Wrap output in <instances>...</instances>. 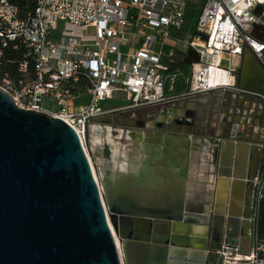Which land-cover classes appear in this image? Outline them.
<instances>
[{"label": "built area", "instance_id": "2783aa9c", "mask_svg": "<svg viewBox=\"0 0 264 264\" xmlns=\"http://www.w3.org/2000/svg\"><path fill=\"white\" fill-rule=\"evenodd\" d=\"M32 1L34 9L22 14L10 0H0V89L20 109L65 121L88 158L95 120L239 90L238 70L246 51L264 68V0ZM189 20L195 33L181 41L184 60L176 62L180 53L165 42ZM60 23L65 29L59 38ZM187 67L190 76L182 82L175 71ZM118 95L130 105L106 107ZM83 97L88 104L78 106ZM255 196L260 208L264 145ZM226 251L217 253L223 264H264L258 236L248 254Z\"/></svg>", "mask_w": 264, "mask_h": 264}, {"label": "water", "instance_id": "95a60500", "mask_svg": "<svg viewBox=\"0 0 264 264\" xmlns=\"http://www.w3.org/2000/svg\"><path fill=\"white\" fill-rule=\"evenodd\" d=\"M252 67L264 80L263 66L246 51L238 88L261 99L264 84L253 86ZM117 116L95 123L112 125ZM226 148L220 176L233 192L245 181L236 172L245 165L235 160V144ZM83 149L65 121L20 109L0 89V264H223L217 253L233 239L230 227L241 224L231 212L218 206L197 222L182 207L123 211L110 186L102 190ZM215 201L226 204L220 194ZM254 232L252 248L257 226Z\"/></svg>", "mask_w": 264, "mask_h": 264}, {"label": "crops", "instance_id": "0c3cea01", "mask_svg": "<svg viewBox=\"0 0 264 264\" xmlns=\"http://www.w3.org/2000/svg\"><path fill=\"white\" fill-rule=\"evenodd\" d=\"M242 62L243 58L241 65ZM249 74L253 86L257 87L256 83L262 78L258 69L252 67ZM225 94L226 91H219L190 97L185 103L180 102L171 108L159 106L125 112L118 116L115 124L103 126L107 133L95 149L92 147V156L105 190L109 185L120 199L121 210L167 214L182 207L185 212L209 213L220 204L224 213L231 212L234 219L241 222L236 230L237 237L241 234L243 207L236 202L237 211L230 209L231 180L226 181L229 187L224 184L225 181L222 184V168L215 163L213 155L215 146L220 144L230 148V145L234 147V142L223 138L226 134L224 126L213 129L216 140L210 141V133L203 121L197 124L201 120V107L207 104L208 96H213L222 104ZM250 103L247 100L245 107L249 108ZM228 112L230 109L223 108L220 119ZM191 116H196L195 125H185L184 121ZM158 121L166 122L165 126L156 125ZM239 130L241 133L245 131L243 127ZM131 144H137V147L130 149ZM241 146L245 148L244 158L247 160L251 145L242 143ZM135 149H139V155L132 159L131 150ZM216 191L217 195L224 197L225 205L212 199ZM203 229L195 226L193 230L204 233ZM249 240L239 237L237 248L241 254L250 252Z\"/></svg>", "mask_w": 264, "mask_h": 264}, {"label": "flooded vegetation", "instance_id": "af4514ba", "mask_svg": "<svg viewBox=\"0 0 264 264\" xmlns=\"http://www.w3.org/2000/svg\"><path fill=\"white\" fill-rule=\"evenodd\" d=\"M261 83L264 84V80L261 79ZM187 99L188 98L180 99L179 101L169 104L165 107L171 108L173 105H176L180 102L185 103ZM247 100L251 102L249 108H246L244 105ZM223 101L224 102H222L221 104L218 103L216 99H212V109L208 110L207 108H205L203 123L207 131H209L210 133L208 134V138L210 139V141L216 140L214 139L215 135H213V129H220L224 126L226 128V134L225 136H223V138L226 140H232L234 142V144L236 145L237 152L235 154V160L236 162H238V164L240 163L242 166L245 165V168L243 170L240 169L236 171L238 175L244 176L245 181H242L241 183H236V186L229 198V203H231L230 209L237 211L236 202L242 205V214L245 218L244 223L242 222V227H240L242 228L241 234L238 237L236 231L238 226L230 227L229 235L233 237V239L236 241H232L233 239H231V241L223 247L225 248V250L231 251L230 253L232 256H235L236 251L240 252L237 248L239 237H241L242 239L250 238L252 249V243H254L255 240V226H257L258 228L260 208H257L255 194L256 181L260 176L262 168V148L264 145V104L261 99L254 97L251 94L246 95L241 90L226 91ZM225 107L230 109V112H228L225 116H222L223 118L220 119L219 116H221L222 114L221 111ZM195 117L196 116L189 117L188 120L184 121V124L194 126L197 120ZM116 119L118 120V118ZM213 122L215 124L214 126ZM165 123L166 122L164 121H158L156 122V125L164 127ZM139 124L142 123L139 122ZM241 127L244 128V133L240 132L239 129ZM242 143H247L251 145L250 150L252 149V151L248 158L249 161L248 159L246 160L242 155V153L245 152V148L241 146ZM226 149L227 148L225 146L220 144L214 147V160L215 163H217L218 165H221L222 158L225 155ZM223 183L224 180H222V184ZM239 184L241 185L239 186ZM217 193V191L213 193V200L217 199ZM213 210L214 209L212 208L211 212ZM190 214H196L198 216H201L202 221L208 219L206 212H193Z\"/></svg>", "mask_w": 264, "mask_h": 264}, {"label": "rangeland", "instance_id": "374dc122", "mask_svg": "<svg viewBox=\"0 0 264 264\" xmlns=\"http://www.w3.org/2000/svg\"><path fill=\"white\" fill-rule=\"evenodd\" d=\"M194 18V19H193ZM193 18L191 20H194L196 21L195 19H197V15L196 16H193ZM65 29V25H63V23L59 24V29H58V32H57V37H61L62 36V32L64 31ZM193 33H195V27H194V23H193V26L188 29L187 31V37H185V40L186 39H191L193 37ZM166 46L168 47H171V48H174L176 51H178V55H176L175 57V61L176 62H181L184 60L183 58V55L181 54V52L184 51V44L183 42L181 41H178L174 38H169L166 40L165 42ZM176 74L178 75H181L182 74V82H184L185 78L190 76V68L187 67V68H180V69H177L176 71ZM175 74V75H176ZM185 88V87H183ZM212 99H213V96H208V99H207V104L206 105H203L201 107V120L199 119L197 121V124L200 125L203 121V117H204V114H205V108H207L208 110H211V104H212ZM88 101H89V98L88 97H83L82 100L78 101L77 102V105H86L88 104ZM130 105V102H127L126 99H124V97H122L121 95H118L116 97H114L112 100L108 101L107 104H106V107L108 108H126ZM133 110H130L128 112H132ZM123 114V113H122ZM121 114H119L118 116H120ZM117 116V118H118ZM115 122L118 121L117 119L114 120ZM204 124V123H203ZM213 125L214 122H213ZM103 126H107V125H98V124H95V125H92L90 127V136H89V141L87 143V151H88V155H89V159H90V162L94 168V173L96 175V179L98 181V183L101 185V188L102 190H105V185H104V181L101 180L100 178V174L98 172V169L96 168L95 166V163H94V160H93V156H92V139L93 137H97L98 139L102 140L105 135H106V131L103 129L104 127ZM117 243H118V246H120L118 240H117ZM231 251H226V253H230Z\"/></svg>", "mask_w": 264, "mask_h": 264}, {"label": "trees", "instance_id": "16d2710c", "mask_svg": "<svg viewBox=\"0 0 264 264\" xmlns=\"http://www.w3.org/2000/svg\"><path fill=\"white\" fill-rule=\"evenodd\" d=\"M10 1L13 5L20 8L22 14H24L27 11H32L34 9V3L32 0H10ZM190 24H191V21L189 20L184 24L180 32L172 31L171 33L172 37L177 38L179 40H184L186 37V33L190 27ZM190 61L192 60H189L188 63H191ZM257 236H258V240L264 243V201H262L260 205Z\"/></svg>", "mask_w": 264, "mask_h": 264}, {"label": "bare ground", "instance_id": "6f19581e", "mask_svg": "<svg viewBox=\"0 0 264 264\" xmlns=\"http://www.w3.org/2000/svg\"><path fill=\"white\" fill-rule=\"evenodd\" d=\"M212 78L215 76V74H214V72H212ZM223 79H224V82H227V77H223ZM101 141H100V139H98L97 137H93V139H92V147H93V149H95L96 147H97V145L100 143ZM126 147V146H125ZM136 148L137 147V144L135 145V144H133V146H132V144H131V147H130V149H132V148ZM131 151H132V154H131ZM131 151H129V155L131 154V158L133 159V158H137L138 157V155H139V153H138V151H139V149H137V151H136V149L135 150H131ZM92 165V164H91ZM92 169H93V172H94V168H93V166H92ZM94 176H95V178H96V175H95V173H94ZM97 180V179H96ZM98 182V181H97ZM187 216H189L190 218H192V220H194V221H199V222H201L202 221V218H201V216H198V215H194V214H188ZM118 244V243H117ZM120 247V246H119ZM245 247V245H243L242 246V249ZM241 252L242 253H244V251L243 250H241ZM240 260L241 259V256H238L237 257V260Z\"/></svg>", "mask_w": 264, "mask_h": 264}]
</instances>
